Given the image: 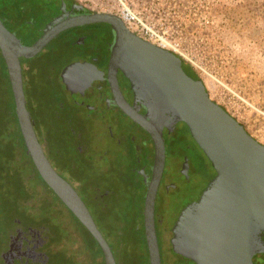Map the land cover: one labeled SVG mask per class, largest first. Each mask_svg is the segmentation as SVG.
Instances as JSON below:
<instances>
[{
    "label": "flooded vegetation",
    "instance_id": "af4514ba",
    "mask_svg": "<svg viewBox=\"0 0 264 264\" xmlns=\"http://www.w3.org/2000/svg\"><path fill=\"white\" fill-rule=\"evenodd\" d=\"M22 1L25 24L7 27L25 45L35 42L56 19L95 12L78 0ZM114 37L107 22L73 26L35 56L21 57V64L27 107L47 158L78 192L117 264H122L119 241L134 231L141 206L144 223L156 143L122 108L124 98L150 120L145 105L136 102L131 81L112 60ZM180 58L185 68L187 61ZM168 123L161 130L165 165L155 202L162 264H195L174 252L164 208L170 197L177 199L178 211L198 197L205 186L200 187L197 178L204 175L208 157L184 121ZM18 125V143L10 142L13 134L2 136L14 148V157L0 170V205L8 218L0 232V264H106L104 250L89 227L40 175L19 120ZM253 262L264 264V251L257 252Z\"/></svg>",
    "mask_w": 264,
    "mask_h": 264
},
{
    "label": "water",
    "instance_id": "95a60500",
    "mask_svg": "<svg viewBox=\"0 0 264 264\" xmlns=\"http://www.w3.org/2000/svg\"><path fill=\"white\" fill-rule=\"evenodd\" d=\"M94 22L112 25V60L132 83L136 102L145 105L149 118L124 98L123 110L154 138L156 156L144 206V229L150 264H162L156 230L155 202L165 165L161 133L169 122L184 121L207 155L215 174L198 197L183 206L171 224L174 252L195 264H254L253 256L264 251V143L243 123L211 98L202 79L190 76L182 59L132 32L116 14L92 12L56 19L32 44L25 45L0 17V49L5 60L16 114L40 175L89 227L102 246L106 264H117L113 251L97 228L75 188L52 166L34 129L24 87L21 57L42 51L60 32ZM168 123V124H169Z\"/></svg>",
    "mask_w": 264,
    "mask_h": 264
},
{
    "label": "rangeland",
    "instance_id": "374dc122",
    "mask_svg": "<svg viewBox=\"0 0 264 264\" xmlns=\"http://www.w3.org/2000/svg\"><path fill=\"white\" fill-rule=\"evenodd\" d=\"M78 1L96 10H110L115 3V0ZM173 1L179 3L180 0ZM184 2V11H178V6L174 5L172 0H149L148 9L152 11L160 9L166 12L165 17L170 19L172 17L184 19L192 27H199L202 34L208 37L202 41L199 31L196 37L194 34L186 37L185 41L192 42H184L181 47L193 61L188 62L204 80L210 96L225 106L252 135L264 143V0H184ZM145 6L147 4L143 5ZM234 7L249 14L247 17L243 14L237 19V30L232 29V21L226 17L228 14L223 12L219 14L220 10ZM253 9L257 14L251 16ZM253 30L258 35H251ZM184 63L185 69L194 75L188 63ZM204 163L205 173L197 178L200 187L206 186L215 174L207 158L204 159ZM179 184L181 186L180 182ZM177 203V199L170 197L164 208L166 220L170 223L178 212ZM2 207L0 205V232L4 231L8 224L6 212ZM43 213L42 211L38 214ZM143 246V242L139 241L137 247L130 244L129 249L141 252L139 264H148Z\"/></svg>",
    "mask_w": 264,
    "mask_h": 264
},
{
    "label": "trees",
    "instance_id": "16d2710c",
    "mask_svg": "<svg viewBox=\"0 0 264 264\" xmlns=\"http://www.w3.org/2000/svg\"><path fill=\"white\" fill-rule=\"evenodd\" d=\"M222 12L228 14L226 15V17L230 21H232L231 23L232 29L234 30L238 29L237 19L242 17L243 14L246 17L249 15L246 12V10H245L246 13H244V11L240 10L238 7L220 10L219 14ZM252 14L256 15L257 12H255L253 9V12L250 13V15L253 16ZM25 15H26V9L24 7V3L22 0H0V17L8 27H9V23H11L14 27L25 24L26 22L24 19ZM251 35L256 36L258 35V33L253 30ZM186 72L189 73L188 71ZM189 75L192 74L189 73ZM192 77L195 79H201L197 74L192 75ZM244 127L246 128L245 125ZM246 130L249 133H251L247 128ZM5 134L15 135L13 139H10V142L13 143V141H15L18 143L16 134H20V129L16 114L15 100L13 96V91L9 79L7 66L0 49V160H1L0 170L1 171L4 166L10 164L9 163L10 159L14 157V153H13L14 148L12 146H8L9 143L5 142L4 137H2ZM18 150L21 149L18 148ZM27 157L31 159L30 156L27 155ZM137 215L139 216V219L136 222H133L135 225L134 231L127 232L125 234L126 235L125 237L123 234V236L119 241L122 248V252H120V261L122 264H137L138 262H141V260L139 259V256L141 255L140 251L137 250L130 251L123 248L129 246L130 244L137 247V245H139V241H142L144 244L143 246L145 250L144 257L146 258L148 264H150L146 237H145L144 223H143V206L138 207Z\"/></svg>",
    "mask_w": 264,
    "mask_h": 264
},
{
    "label": "built area",
    "instance_id": "2783aa9c",
    "mask_svg": "<svg viewBox=\"0 0 264 264\" xmlns=\"http://www.w3.org/2000/svg\"><path fill=\"white\" fill-rule=\"evenodd\" d=\"M148 2L149 0H115V3L112 5L114 7L110 10H96L95 8H90L93 11L118 15L132 32L153 44L172 50L187 62L190 61L193 63L191 58H188L182 49V43H191L192 41H185V39L188 35L193 34L196 37L197 31H199L202 41L204 38L207 39L208 37H205V35L202 34L199 27H192L190 24H187L184 19H176L174 17L170 19L165 17L164 13L166 12H162L160 9H153L154 11L148 9ZM172 2L174 5L178 6V11H184V0H180L179 3H175L173 0ZM144 4H147V6L143 7ZM143 8H145V10H143ZM192 67L194 68L193 65Z\"/></svg>",
    "mask_w": 264,
    "mask_h": 264
}]
</instances>
